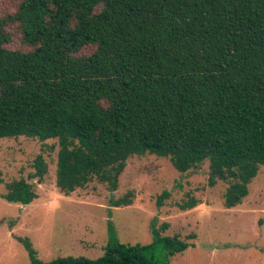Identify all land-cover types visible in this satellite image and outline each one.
<instances>
[{
    "label": "trees",
    "instance_id": "obj_1",
    "mask_svg": "<svg viewBox=\"0 0 264 264\" xmlns=\"http://www.w3.org/2000/svg\"><path fill=\"white\" fill-rule=\"evenodd\" d=\"M11 26L28 50L8 47ZM18 137L56 140L64 195L93 180L116 191L128 159L154 155L179 173L207 162L208 186L227 184L224 208L240 205L264 165V0H19L0 17V140ZM33 169L31 178L47 174L42 155ZM5 189L9 203L37 198L24 178ZM199 204L188 193L175 207ZM108 215L94 259L42 261L28 238L16 240L30 264H168L195 247V234L165 236L156 218L150 243H121Z\"/></svg>",
    "mask_w": 264,
    "mask_h": 264
},
{
    "label": "rangeland",
    "instance_id": "obj_2",
    "mask_svg": "<svg viewBox=\"0 0 264 264\" xmlns=\"http://www.w3.org/2000/svg\"><path fill=\"white\" fill-rule=\"evenodd\" d=\"M19 0H0V17L15 11ZM11 49L25 48L15 26ZM93 47L80 54L89 55ZM56 140L41 142L18 137L0 140V264H30L27 252L16 238H28L38 259L49 261L61 256L97 258L107 241V220L115 227L124 244H148L152 236L150 223L166 222L165 236L184 238L196 235L195 247L171 258L168 264H264V165L249 184V193L232 209L223 206L227 184L217 181L208 186L209 168L205 162L198 169L179 173L167 158L154 155L132 157L119 177L118 188L110 191L105 184L93 180L83 189L69 195L55 184ZM42 155L47 174L31 178L33 162ZM24 178L33 184L37 198L29 205L9 203L1 195L5 184ZM133 192L130 206L110 208V200ZM164 191L171 196L164 206H156V198ZM200 204L190 211H180L175 204L186 194ZM8 222H14L13 226Z\"/></svg>",
    "mask_w": 264,
    "mask_h": 264
}]
</instances>
